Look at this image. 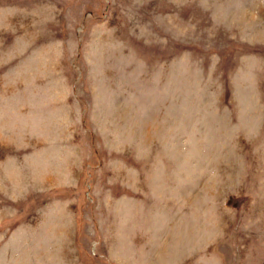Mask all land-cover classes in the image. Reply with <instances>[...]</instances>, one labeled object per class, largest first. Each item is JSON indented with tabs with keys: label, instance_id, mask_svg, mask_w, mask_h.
Here are the masks:
<instances>
[{
	"label": "rangeland",
	"instance_id": "rangeland-1",
	"mask_svg": "<svg viewBox=\"0 0 264 264\" xmlns=\"http://www.w3.org/2000/svg\"><path fill=\"white\" fill-rule=\"evenodd\" d=\"M0 264H264V0H0Z\"/></svg>",
	"mask_w": 264,
	"mask_h": 264
}]
</instances>
